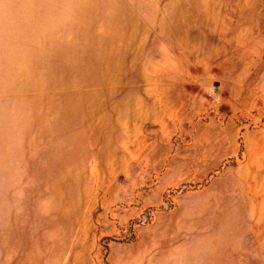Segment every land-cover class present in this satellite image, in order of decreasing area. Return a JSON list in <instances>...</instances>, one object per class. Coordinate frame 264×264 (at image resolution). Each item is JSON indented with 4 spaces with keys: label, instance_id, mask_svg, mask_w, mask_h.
<instances>
[{
    "label": "rangeland",
    "instance_id": "obj_1",
    "mask_svg": "<svg viewBox=\"0 0 264 264\" xmlns=\"http://www.w3.org/2000/svg\"><path fill=\"white\" fill-rule=\"evenodd\" d=\"M0 264H264V0H0Z\"/></svg>",
    "mask_w": 264,
    "mask_h": 264
}]
</instances>
